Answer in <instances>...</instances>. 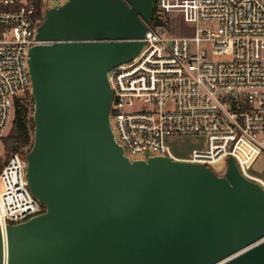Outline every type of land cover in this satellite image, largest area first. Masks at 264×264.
I'll return each instance as SVG.
<instances>
[{"label": "water", "instance_id": "1", "mask_svg": "<svg viewBox=\"0 0 264 264\" xmlns=\"http://www.w3.org/2000/svg\"><path fill=\"white\" fill-rule=\"evenodd\" d=\"M154 1L66 0L43 13L27 53L25 177L44 211L0 230V264H264V190L231 156L217 175L129 160L113 138L107 72L141 48Z\"/></svg>", "mask_w": 264, "mask_h": 264}, {"label": "built area", "instance_id": "2", "mask_svg": "<svg viewBox=\"0 0 264 264\" xmlns=\"http://www.w3.org/2000/svg\"><path fill=\"white\" fill-rule=\"evenodd\" d=\"M52 1L60 0H0V151L15 100L30 95L27 53L39 43L36 29ZM154 6L156 13L177 12L194 31L176 36L148 24L135 57L107 72L115 142L129 160L167 156L217 175L231 156L264 190V179L249 171L259 157L264 164V0H155ZM201 21L212 27H198ZM182 136H202L206 145L176 155L170 140ZM241 140L258 151L249 165L236 151ZM26 154L0 160L2 235L8 224L44 211L27 185Z\"/></svg>", "mask_w": 264, "mask_h": 264}, {"label": "rangeland", "instance_id": "3", "mask_svg": "<svg viewBox=\"0 0 264 264\" xmlns=\"http://www.w3.org/2000/svg\"><path fill=\"white\" fill-rule=\"evenodd\" d=\"M65 0L52 1L48 2V6L55 7L63 3ZM157 15L159 19L163 22L158 24V30L166 32L170 35H192L193 27L184 23L181 16L177 12H162L158 11ZM198 27H212L210 23L200 22ZM24 103H26L28 109V115L32 120V110H33V101L31 96L24 97ZM33 123V121H32ZM11 131V123L6 129L5 136ZM206 145L205 139L202 136H182L170 140V147L172 151L179 156H186L190 150L204 148ZM237 153L241 156L243 163L249 165L250 162L257 156L258 151L251 146L248 142L241 140L236 148ZM10 152H8L5 147H2L0 151V160L4 161L8 158ZM253 170H249L250 173L254 174L257 177L264 179V164L263 159L259 157L254 163ZM215 171H220L222 169V162L216 163L213 165ZM0 190H2V185L0 183Z\"/></svg>", "mask_w": 264, "mask_h": 264}, {"label": "trees", "instance_id": "4", "mask_svg": "<svg viewBox=\"0 0 264 264\" xmlns=\"http://www.w3.org/2000/svg\"><path fill=\"white\" fill-rule=\"evenodd\" d=\"M163 23L156 13L154 6L150 26L156 27ZM29 96V95H26ZM33 123L28 115L24 97L17 98L14 102V112L11 120V131L3 137L2 145L8 152L23 150L28 152L32 144Z\"/></svg>", "mask_w": 264, "mask_h": 264}, {"label": "bare ground", "instance_id": "5", "mask_svg": "<svg viewBox=\"0 0 264 264\" xmlns=\"http://www.w3.org/2000/svg\"><path fill=\"white\" fill-rule=\"evenodd\" d=\"M237 154H238V153H237ZM238 155H239V154H238ZM239 156H240V155H239ZM240 158H241V156H240ZM241 160H242V158H241ZM242 162H243V160H242ZM4 234H5V231H4V233H3V236H5Z\"/></svg>", "mask_w": 264, "mask_h": 264}]
</instances>
